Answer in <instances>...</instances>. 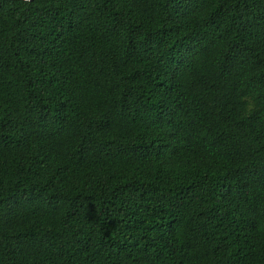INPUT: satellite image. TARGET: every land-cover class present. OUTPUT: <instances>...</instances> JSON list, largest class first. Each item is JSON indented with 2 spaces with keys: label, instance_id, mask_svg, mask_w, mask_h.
<instances>
[{
  "label": "trees",
  "instance_id": "trees-1",
  "mask_svg": "<svg viewBox=\"0 0 264 264\" xmlns=\"http://www.w3.org/2000/svg\"><path fill=\"white\" fill-rule=\"evenodd\" d=\"M0 264H264V0H0Z\"/></svg>",
  "mask_w": 264,
  "mask_h": 264
},
{
  "label": "rangeland",
  "instance_id": "rangeland-1",
  "mask_svg": "<svg viewBox=\"0 0 264 264\" xmlns=\"http://www.w3.org/2000/svg\"><path fill=\"white\" fill-rule=\"evenodd\" d=\"M248 107H252V101L250 99H247Z\"/></svg>",
  "mask_w": 264,
  "mask_h": 264
}]
</instances>
